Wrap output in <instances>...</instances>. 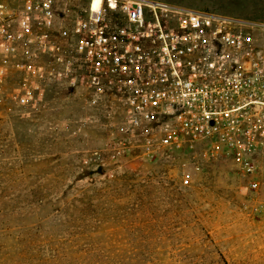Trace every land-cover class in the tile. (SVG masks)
Masks as SVG:
<instances>
[{
	"label": "rangeland",
	"instance_id": "rangeland-1",
	"mask_svg": "<svg viewBox=\"0 0 264 264\" xmlns=\"http://www.w3.org/2000/svg\"><path fill=\"white\" fill-rule=\"evenodd\" d=\"M150 1L264 21V0ZM90 2L57 0L53 26L32 23L55 54L35 43L28 58L20 43L2 59L0 264H220L216 249L228 264H264V148L239 164L217 141L167 130L169 114L131 124L115 77L73 52Z\"/></svg>",
	"mask_w": 264,
	"mask_h": 264
},
{
	"label": "built area",
	"instance_id": "built-area-1",
	"mask_svg": "<svg viewBox=\"0 0 264 264\" xmlns=\"http://www.w3.org/2000/svg\"><path fill=\"white\" fill-rule=\"evenodd\" d=\"M57 0H22L15 13L0 0L2 59L23 44L26 57L37 43L42 53L57 47L35 33L32 23L54 25ZM100 0L74 20L73 52L90 71L109 73L123 88L129 122L169 114L167 130L190 140L223 144L239 164H251L264 148V21L238 19L150 0ZM115 12L124 23L107 20ZM13 26V30H12ZM60 35L66 37L68 29ZM56 59L63 61L62 55ZM25 72L62 76L40 65L20 63ZM145 151L150 152L149 144ZM256 188L257 182L252 183Z\"/></svg>",
	"mask_w": 264,
	"mask_h": 264
},
{
	"label": "trees",
	"instance_id": "trees-1",
	"mask_svg": "<svg viewBox=\"0 0 264 264\" xmlns=\"http://www.w3.org/2000/svg\"><path fill=\"white\" fill-rule=\"evenodd\" d=\"M216 253L218 255L220 264H228L227 260L224 258L223 254L219 250L216 249Z\"/></svg>",
	"mask_w": 264,
	"mask_h": 264
},
{
	"label": "clouds",
	"instance_id": "clouds-1",
	"mask_svg": "<svg viewBox=\"0 0 264 264\" xmlns=\"http://www.w3.org/2000/svg\"><path fill=\"white\" fill-rule=\"evenodd\" d=\"M110 2H111V6L115 7L114 0H110ZM99 3H100V0H94V3L92 5L93 10H97L98 9Z\"/></svg>",
	"mask_w": 264,
	"mask_h": 264
}]
</instances>
